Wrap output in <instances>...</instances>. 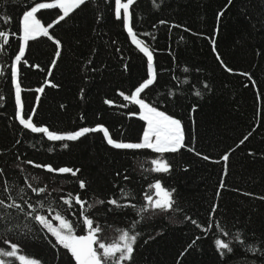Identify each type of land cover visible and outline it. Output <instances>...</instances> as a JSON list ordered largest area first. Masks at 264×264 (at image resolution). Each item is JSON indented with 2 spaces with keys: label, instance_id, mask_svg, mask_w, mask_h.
<instances>
[{
  "label": "trees",
  "instance_id": "obj_1",
  "mask_svg": "<svg viewBox=\"0 0 264 264\" xmlns=\"http://www.w3.org/2000/svg\"><path fill=\"white\" fill-rule=\"evenodd\" d=\"M41 2L45 0H0V30L14 34L0 52V199L11 203V195L22 203L16 194L23 188L28 203L37 208L38 202L45 204L41 214H47L51 202L74 224L76 234L83 235L80 206L69 207L61 199L79 194L92 205L84 214L102 227L99 235L104 242L118 240L123 230L140 234L131 264H264V0H232L227 7L228 0H134L130 6L137 38L151 51L168 54L154 59L157 79L141 97L195 132L194 145L163 154L172 165L169 173L153 170L152 160L160 154L115 149L101 132L88 133L79 143L49 141L45 134L19 124L14 57L22 46V17ZM247 2L252 27L244 32L239 29L240 16L247 15ZM89 6L90 13L83 14ZM113 9L106 0H88L49 29L58 30L62 43L53 77H48L47 64L55 47L43 36L31 41L32 56H25L21 66L33 74L31 81L46 88L35 124L54 125L59 120L52 110L56 104L60 112H67L68 100L50 104L46 97L70 88L78 104L65 127L103 125L114 139L138 138L144 125L136 114L138 105L121 93L131 96L149 78L148 62L129 54L138 52L130 47L122 24L114 20ZM224 22L245 44L241 59L232 56L237 49L233 40L220 42ZM192 122L197 126L189 125ZM225 154L227 162L222 159ZM27 161L80 172L75 177L57 174ZM81 179L86 183L83 189ZM157 181L175 190L173 209L141 213L146 194L154 195L151 185ZM29 183L46 187L47 192L37 196ZM111 199L126 206L111 205ZM0 217V249L9 250L7 240L20 246L19 255L41 264H75L70 253L59 245L54 248L55 238L23 212L0 208ZM53 217L54 213L49 218ZM217 239L230 243L233 251L225 250L222 258Z\"/></svg>",
  "mask_w": 264,
  "mask_h": 264
},
{
  "label": "snow or ice",
  "instance_id": "obj_2",
  "mask_svg": "<svg viewBox=\"0 0 264 264\" xmlns=\"http://www.w3.org/2000/svg\"><path fill=\"white\" fill-rule=\"evenodd\" d=\"M87 2L88 0H45V2L35 4L30 10L24 13L22 17V35L19 37L22 40V46L18 48V54L14 57L17 67L13 72V75L16 77L15 98L18 105V122L25 129H28L33 133L45 134L49 141H76L88 133L101 132L105 136L107 144L114 147L115 149H149L157 154H160V158L152 160V164L154 166L153 170L156 173H169L171 171L172 165L169 160L163 156V154L177 153L181 149L188 148V145L185 143V133L181 120L166 114L164 111H160L157 107L147 103L145 98L141 97V94L155 83L157 79V70L154 63L153 51L149 49L148 45L137 38V34L134 32L132 27V13L130 11V6L133 5L134 0H126L124 3H122L121 0H116L115 15L117 19H120L121 10H123V19L133 43L136 44L139 50L147 57L149 78L139 87H137L134 94L131 96L121 93L125 100H130L139 106L141 110L140 118L146 121L147 127L146 131L143 133L142 140L140 142L133 143L114 139L110 134L109 129L103 125H98L94 128L85 127L73 133L61 134L55 131H50L48 127L38 126L33 122L32 117L35 113V109H33L32 113L28 114L27 119L25 118L23 102L21 100L19 65L21 64L22 59L25 57L30 41H35L41 36L54 39L49 33V29L54 27V25L49 24L46 27L37 18V13L43 9H60L61 14L55 21V24H58L69 17L70 13L76 9H79ZM231 3L232 0H228V5L225 7L230 6ZM223 14V11L218 13V19L219 17L223 16ZM161 23L165 22L161 21ZM12 38H14V34L0 30V52L5 50L6 46H8L10 43V39ZM54 42L57 45L55 57L59 58L61 55V41L59 39H54ZM23 62L26 64L27 60L24 59ZM53 66H55V59L53 60ZM229 71H231V69H229ZM205 87H207V85H205ZM38 91L43 92L44 89L40 88ZM196 94L200 95L199 92ZM106 103L111 102L106 101ZM247 138L248 137L246 136L244 140H247ZM244 140H241L240 143L243 144ZM63 147L67 148L68 145L65 143ZM197 154L199 155V153ZM204 159L209 158L204 157ZM222 159L227 162L229 160V155L225 154ZM27 163L32 164L37 168H43L48 172H54L57 174H71L74 177L80 172L79 169L74 170L69 167H61L56 169L51 165L35 164L33 161H27ZM2 172L3 169H0V173ZM117 175H119V173ZM32 179L35 180L36 177H33ZM125 179H128V177H125ZM78 183L81 189L86 187L84 180L81 179L78 181ZM27 187L31 189V191L37 196L47 192L46 187H33L31 183H29ZM151 187L154 190V195L146 194L147 203L146 206L141 207L140 212L143 213L148 210L168 211L173 209L175 203V190L168 189L160 181H157L155 184L151 185ZM221 187H224V185L221 184ZM4 190L6 192L9 190L7 183L4 185ZM16 195L22 201V203H17V200L9 195L8 199L11 200V203H6L5 199H0V208L18 209L20 212H23L25 216L30 217L33 221L40 225L42 229L46 230L55 238L56 244L53 245V247L55 248L56 245H59L63 249H66L75 261V264H131L134 257L137 239L140 234L132 230H123L120 233L118 240L109 243L104 242L99 235L103 231L102 227L98 223H95L93 218L84 214L89 210V208L92 207V205L87 200L81 199L79 194L73 195L72 193H69L67 197H61V199L63 200V203L69 207H72L73 204L80 206L82 220L85 226V234L83 235L76 234V228L74 224L69 219H67L62 210L57 211L56 208L51 205V202L46 209L47 214H41L45 210V204L43 202H38V208L32 203H28V201L24 199L23 188H20ZM124 195H127V193ZM96 203L104 204L105 201L97 200ZM108 203L117 207L126 206L120 204L116 199H111L108 201ZM25 205L27 209H29L27 212H25ZM217 208L218 205L213 206V213L217 211ZM53 213L54 217L50 219L49 217L52 216ZM0 219H2V217H0ZM54 220L57 223H54ZM192 223L196 224V221L192 220ZM134 228L135 223H133L131 226V229ZM204 230L205 232L208 231L207 228ZM29 231H31V229H29ZM224 235L227 236L228 233L225 232ZM239 236L240 234L237 233V239H239ZM197 239H199V237H197ZM4 242L9 244L10 247L9 250L0 249V264H12V259L10 258L18 259L21 264H41V262L37 259H28L25 255H19L20 246L17 243L7 240ZM214 243L222 258L225 255V250L227 253H231L233 251V247L230 246V243L225 242L224 240L217 239L214 241ZM189 247H191V245ZM250 250L256 251V249Z\"/></svg>",
  "mask_w": 264,
  "mask_h": 264
},
{
  "label": "rangeland",
  "instance_id": "obj_3",
  "mask_svg": "<svg viewBox=\"0 0 264 264\" xmlns=\"http://www.w3.org/2000/svg\"><path fill=\"white\" fill-rule=\"evenodd\" d=\"M122 3L126 2V0H121ZM106 3L108 5H111V8L113 7V11L115 12V7H116V0H106ZM246 11H247V15H241L240 16V19H241V26L239 27L240 30L246 32L248 31V29H251L252 27V15H251V12H250V9H249V5H248V2L246 3ZM117 18V17H116ZM118 21L122 24L124 30L125 31V36H126V39L130 45V47L138 52V53H129L133 56H139V57H144V58H147L140 50L139 48L136 46V44L133 43L132 39H131V36L129 35L128 31H127V27L125 25V21L123 19V10H121V18L118 19ZM224 27H223V31H222V35L220 37V42H226L227 40H233L236 44H237V49L234 51V53L232 54V56L234 58H239L241 59L242 58V55H243V47L245 44L242 43V41L237 37V33L234 32L233 30H230L232 29V26H229L227 23H223ZM80 31V29H77ZM153 56H154V59L156 58H159V57H164L166 58L168 56V54L166 53H161V52H153ZM0 71H1V66H0ZM49 74V73H48ZM79 75H80V72H79ZM32 77L33 76H30L29 78L32 80ZM30 80V81H31ZM33 82V81H31ZM68 82V81H67ZM72 81H69L68 83H71ZM32 85V84H31ZM33 86V85H32ZM38 87H35V89H38L39 88V85L37 84ZM46 91V90H44ZM53 96H47L46 99H48V101L50 102V104L52 103H57L59 99H63V100H68L70 102V106L67 110L66 113H62L59 111V108H58V104H56V107L57 108H52V110L54 109V116L56 117H59V120H56L57 122H54L53 124L54 125H58V126H61L63 129H59V128H54V129H51V127H53L54 125L52 124H40L41 122L39 121L40 119L37 118V122H40L38 123V126H43V127H48L50 131H55L57 133H73L77 130H80V129H83L85 127H76V128H73L72 129H68L67 127V124L71 123V117L72 115L74 114V112L76 111V106L78 104L77 102V98H76V94L73 95V92L72 90L69 88L67 90H64L63 92H60V91H55L52 93ZM39 97V96H38ZM36 98L35 102H34V106L36 105V108H37V113L39 112H42V107H40V103H41V98ZM54 107V106H53ZM138 113L137 116L140 118V108L138 106ZM38 115V114H37ZM141 121H143L144 125H143V128H141L140 130V135L138 136V140L136 139V137H134L133 140H120V141H124V142H140L142 140V136H143V133L146 131V127H147V124H146V121H144L143 119L140 118ZM183 125V130H184V133H185V143L187 145H194L192 144L194 142V139H195V132H194V129L191 128V127H184V124L182 123ZM189 125H195L197 126V124L195 122H192V123H189ZM86 136H88V134H86L85 136L79 138L78 140H76L75 142L79 143V141H82L83 139L86 138ZM207 155H210V156H213L211 154H213L211 151H206ZM209 153V154H208ZM29 259V258H28Z\"/></svg>",
  "mask_w": 264,
  "mask_h": 264
},
{
  "label": "crops",
  "instance_id": "obj_4",
  "mask_svg": "<svg viewBox=\"0 0 264 264\" xmlns=\"http://www.w3.org/2000/svg\"><path fill=\"white\" fill-rule=\"evenodd\" d=\"M90 13V6L86 8V11H83V14ZM61 14V10L60 9H43L40 12L37 13V18L41 21L42 24H44L46 27L49 24H55V21L57 19V17ZM114 20L118 21V19L116 18L115 12L113 11L112 13ZM50 36H52L54 39H59L58 36V30H55L53 32H49ZM54 39H49L48 37L45 38L46 41H48L50 44H52L55 49L52 53L51 59L49 61V63L47 64L49 67V74L48 77H53L55 75L56 69H57V63L60 59L55 57V53L57 51V45L54 42ZM33 46V43H31V41L29 42V47L26 50V54L25 56H29L31 57L32 54L31 52V47ZM62 50V43L60 46V51ZM55 59V66H53V60ZM16 64L14 63V71L16 70ZM19 69H20V83H21V100L23 102V111H24V115L25 118H28V114L33 112V109H35V113L33 115V122L35 123V118L37 115V108L36 105L34 106V102L36 100V98H41L43 96V94L45 93V91L40 92L38 91V89L43 88L44 90H46L45 86L40 84L39 82H31L30 80V76H33V74L24 69L21 64L19 65ZM14 82H16V77L14 76ZM33 86H32V85ZM37 84L39 85L38 89H35V87H38ZM39 96V97H38ZM37 99V100H38ZM39 101V100H38Z\"/></svg>",
  "mask_w": 264,
  "mask_h": 264
}]
</instances>
